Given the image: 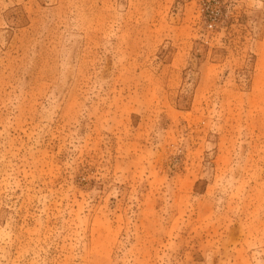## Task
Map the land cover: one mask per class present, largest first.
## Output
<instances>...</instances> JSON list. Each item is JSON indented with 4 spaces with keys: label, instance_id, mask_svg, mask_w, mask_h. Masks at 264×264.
I'll use <instances>...</instances> for the list:
<instances>
[{
    "label": "rangeland",
    "instance_id": "obj_1",
    "mask_svg": "<svg viewBox=\"0 0 264 264\" xmlns=\"http://www.w3.org/2000/svg\"><path fill=\"white\" fill-rule=\"evenodd\" d=\"M0 264H264V0H0Z\"/></svg>",
    "mask_w": 264,
    "mask_h": 264
}]
</instances>
